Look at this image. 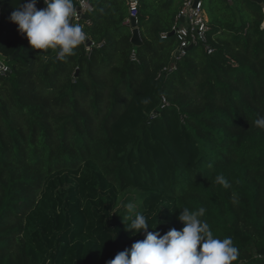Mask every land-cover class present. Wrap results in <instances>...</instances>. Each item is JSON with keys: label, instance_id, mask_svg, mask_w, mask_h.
<instances>
[{"label": "trees", "instance_id": "16d2710c", "mask_svg": "<svg viewBox=\"0 0 264 264\" xmlns=\"http://www.w3.org/2000/svg\"><path fill=\"white\" fill-rule=\"evenodd\" d=\"M184 1L138 0L136 46L129 0H91L92 44L61 60L10 21L20 0H0V264H107L144 239L127 202L161 235L203 207L233 264H264V0H203L215 51L175 60Z\"/></svg>", "mask_w": 264, "mask_h": 264}, {"label": "clouds", "instance_id": "9594fccd", "mask_svg": "<svg viewBox=\"0 0 264 264\" xmlns=\"http://www.w3.org/2000/svg\"><path fill=\"white\" fill-rule=\"evenodd\" d=\"M38 2L20 0L9 16L10 21L18 26V31L26 36L33 49H57L61 60L74 55V50L88 39L83 26L77 22L85 10V0H79V3L43 0L45 6L39 9ZM255 124L264 129V116L256 119ZM214 183L225 189L230 187L223 174L216 175ZM121 207L125 210L123 221H130L126 230L133 234L143 233L144 239L133 242L107 264H233L237 259L238 248L232 238L214 236L208 223L201 219L206 212L203 207L195 210L180 208L178 220L184 226L180 230L172 228L163 235L148 230L147 218L136 210V204L127 202Z\"/></svg>", "mask_w": 264, "mask_h": 264}, {"label": "built area", "instance_id": "2783aa9c", "mask_svg": "<svg viewBox=\"0 0 264 264\" xmlns=\"http://www.w3.org/2000/svg\"><path fill=\"white\" fill-rule=\"evenodd\" d=\"M79 3V0H77ZM138 0H129L131 17L138 19L139 7ZM88 9H91L90 11ZM94 11V6L91 0H85V10L82 15L77 18V22L80 23L82 19H85L86 14ZM184 18L183 23L179 20ZM174 35L177 36L179 45L173 52L175 60H179L185 56L190 46H203L204 50L211 54L215 51V47L212 41L216 40V35L212 33V26L209 21L207 11L204 7L203 0H185L180 13L177 16L176 22L173 26ZM168 32L162 33V38H167ZM89 44V39L85 44ZM90 46V45H89ZM133 60H136V52H133ZM11 71L8 66L1 68V74L5 75ZM166 102V100H165Z\"/></svg>", "mask_w": 264, "mask_h": 264}, {"label": "water", "instance_id": "95a60500", "mask_svg": "<svg viewBox=\"0 0 264 264\" xmlns=\"http://www.w3.org/2000/svg\"><path fill=\"white\" fill-rule=\"evenodd\" d=\"M255 2H258V3H263V0H253ZM181 20L184 21V18L181 17ZM131 22H132V25L134 27V30H133V43L136 45V46H140L142 45V38H141V34H140V29L137 27V19L135 17H132L131 18ZM1 34V32H0ZM175 32L172 31L170 33V36H174ZM92 43L89 42V45H91ZM193 48V46H190L188 48V50H191ZM20 53H21V49L19 48L14 54H12L9 58L11 60L15 59L16 57L20 56ZM7 60V57L0 54V68H3L4 67V63Z\"/></svg>", "mask_w": 264, "mask_h": 264}, {"label": "rangeland", "instance_id": "374dc122", "mask_svg": "<svg viewBox=\"0 0 264 264\" xmlns=\"http://www.w3.org/2000/svg\"><path fill=\"white\" fill-rule=\"evenodd\" d=\"M132 18V17H131Z\"/></svg>", "mask_w": 264, "mask_h": 264}]
</instances>
